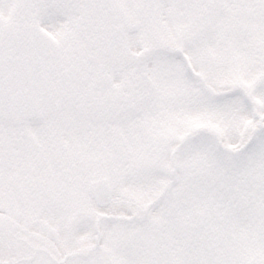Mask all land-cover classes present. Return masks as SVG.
Returning a JSON list of instances; mask_svg holds the SVG:
<instances>
[{
  "label": "snow or ice",
  "instance_id": "snow-or-ice-1",
  "mask_svg": "<svg viewBox=\"0 0 264 264\" xmlns=\"http://www.w3.org/2000/svg\"><path fill=\"white\" fill-rule=\"evenodd\" d=\"M0 264H264V0H0Z\"/></svg>",
  "mask_w": 264,
  "mask_h": 264
}]
</instances>
